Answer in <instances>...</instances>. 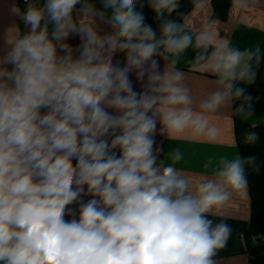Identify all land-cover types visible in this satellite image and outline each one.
<instances>
[{
	"label": "clouds",
	"instance_id": "9594fccd",
	"mask_svg": "<svg viewBox=\"0 0 264 264\" xmlns=\"http://www.w3.org/2000/svg\"><path fill=\"white\" fill-rule=\"evenodd\" d=\"M23 2L11 11L27 31L15 26L0 53V264H218L232 228L209 215L247 195L254 157L221 156L213 177L194 184L176 167L179 148L170 163L160 157L157 129L215 139L206 113L243 100L237 113L253 115L237 85L255 81L259 49L208 53L210 28L194 36L172 18L180 0ZM190 47L222 86L199 111L174 70Z\"/></svg>",
	"mask_w": 264,
	"mask_h": 264
},
{
	"label": "crops",
	"instance_id": "0c3cea01",
	"mask_svg": "<svg viewBox=\"0 0 264 264\" xmlns=\"http://www.w3.org/2000/svg\"><path fill=\"white\" fill-rule=\"evenodd\" d=\"M229 1L228 17L224 21L214 14L211 0H207L205 7L201 9L194 7V0H180V8L177 13H173L172 18L182 22L185 25V30L193 32L194 36L201 30L210 28L213 34L211 45L213 51L223 44L240 50H256L264 38V0H249L247 8L238 7L235 0ZM14 5L20 8L16 0H0V53L6 49L7 41L11 39L15 26L19 25L22 31H27V27L23 25L19 17L12 13L11 9ZM20 10L22 12L21 8ZM144 12L146 22L157 28V23L153 18L154 14L147 6ZM69 43L73 46L77 45L79 37L71 38ZM122 57L123 54H120L117 59L122 60ZM182 58L181 55L174 70L184 74L185 83L193 98V108L199 111L200 101L222 86L218 83L210 61L189 69H182L178 65ZM165 67L166 62L161 60V69L163 70ZM133 79L135 80L134 77ZM136 87L139 88V85ZM205 116L210 125H214L219 130L215 139L191 133L173 138L166 133H161L160 125L157 129L156 145L162 149L160 157L164 159L165 163H170L168 154L173 149L179 148L183 152L184 159L176 167L189 176L194 184L198 183L202 176L213 177L216 162L221 156L231 159L238 154L234 138L231 103L214 113H206ZM210 158L212 166L205 169L204 164ZM71 218L66 217V219ZM209 218L214 223L223 220L232 228V235L226 248L221 250L216 257L218 264H248L249 257L244 237L250 219L248 191L246 196L234 195L223 208L216 210L215 215H209Z\"/></svg>",
	"mask_w": 264,
	"mask_h": 264
},
{
	"label": "trees",
	"instance_id": "16d2710c",
	"mask_svg": "<svg viewBox=\"0 0 264 264\" xmlns=\"http://www.w3.org/2000/svg\"><path fill=\"white\" fill-rule=\"evenodd\" d=\"M229 3V0H211L214 14L222 21L228 17ZM257 49L260 54L259 60L253 57L250 61L257 73L255 81L250 85H237L246 87L247 93L251 95L253 115L245 116L237 113L236 108L244 103L243 100L231 102L234 138L238 154L242 158L254 157V163L245 165L250 201V219L244 234L249 257L248 264H264V38ZM200 51L201 49L190 47L182 54V61L178 65L182 69H189L202 64L203 62L197 63L194 59ZM207 51L211 53L213 47L210 46ZM253 131L257 133V140L252 144L246 143L245 135Z\"/></svg>",
	"mask_w": 264,
	"mask_h": 264
},
{
	"label": "built area",
	"instance_id": "2783aa9c",
	"mask_svg": "<svg viewBox=\"0 0 264 264\" xmlns=\"http://www.w3.org/2000/svg\"><path fill=\"white\" fill-rule=\"evenodd\" d=\"M16 1L18 2V5L20 6V8L22 9V12H23L25 9V5H24L23 0H16ZM40 2H42V0H40Z\"/></svg>",
	"mask_w": 264,
	"mask_h": 264
}]
</instances>
